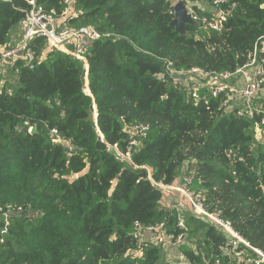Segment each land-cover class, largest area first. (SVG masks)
<instances>
[{"label":"trees","instance_id":"obj_1","mask_svg":"<svg viewBox=\"0 0 264 264\" xmlns=\"http://www.w3.org/2000/svg\"><path fill=\"white\" fill-rule=\"evenodd\" d=\"M75 1L70 25L84 20L102 34L88 71L51 51L35 69L17 63L15 82L0 87V264L226 263L227 236L189 212L185 239L169 252L150 232L135 236L137 222L182 232L156 184L191 173L208 208L264 250V143L254 149L261 116L239 118L224 105L228 91H210L212 78L247 65L256 48L264 59V0H229L222 31L188 25L185 35L171 25L172 0ZM38 3L58 16L65 9L63 0ZM30 10L26 0H0V47ZM30 47L41 56L46 41ZM193 68L204 75L174 84L172 72Z\"/></svg>","mask_w":264,"mask_h":264},{"label":"built area","instance_id":"obj_2","mask_svg":"<svg viewBox=\"0 0 264 264\" xmlns=\"http://www.w3.org/2000/svg\"><path fill=\"white\" fill-rule=\"evenodd\" d=\"M26 1L31 6V10L20 24L21 34L17 44L12 45V43H8L0 47V65L4 67L11 66L13 68L17 63L23 62L30 69H35L44 59L38 56L37 52L30 47V43L35 39L43 38L46 41V46H49L51 51L61 52L86 64V70L88 71L87 54L89 53V47L93 42L100 40L102 34L95 28H79L70 25V21L78 15L76 1L63 0L65 9L60 16L55 11H44L39 5L38 0ZM228 2L229 0H215L213 5L216 9L210 12L211 16H201L196 10H192V8L187 6L186 8L192 19L198 23V26L206 30L220 32L230 13L227 10L220 9V6L227 5ZM257 50L256 48L247 65L237 69L233 73L226 72L216 79L224 80L239 77L243 81L244 84L237 93L243 95L245 105L237 107L236 114L239 118L250 120L255 119L257 115L261 116L260 125L257 127L256 133H258L259 129L263 131L261 143H264V111L263 108L259 110L253 103L254 97L264 92V59L259 60ZM18 72L17 70L16 73ZM175 74H178L180 78L185 75L184 78L189 79V77L204 75V72L199 68H193L187 73L172 72L174 84L176 85L180 78H175ZM205 75L207 76L208 74ZM210 91L214 97L228 91L224 105L230 104L233 106V103H231L233 99L230 94L235 92L234 88L227 85H220L218 87L211 85ZM138 129L140 135L144 136L148 127L141 125ZM29 131L33 132L34 129L30 127ZM53 132L56 134V141L63 143L64 141L57 134V131ZM131 144L138 147L141 143L134 140ZM228 154L230 157L235 156L232 150ZM193 182L194 174L191 173V175L184 177L182 182L177 185L175 183L168 186L162 183L156 184L162 192L161 206L164 209H172L180 213L178 228L182 232L178 236L167 234L164 223L155 224L144 229L137 222L134 228L136 238L142 240L145 232H150L154 235L153 241L164 249L179 246L183 243L185 233L188 230L183 213L189 212L199 219L208 221L227 236L228 242L219 248L227 258V262L222 263L220 256H217L211 264H264V250L254 247L245 239L234 228L232 221L222 216V211L219 208L211 211L206 205L204 192L192 189ZM167 198H170L171 202L165 203ZM174 199L176 200L174 201Z\"/></svg>","mask_w":264,"mask_h":264},{"label":"rangeland","instance_id":"obj_3","mask_svg":"<svg viewBox=\"0 0 264 264\" xmlns=\"http://www.w3.org/2000/svg\"><path fill=\"white\" fill-rule=\"evenodd\" d=\"M172 3H173V7L178 4V3H184L185 6L187 7H190L192 8V10H196L197 9H200L202 12H206V13H209V12H212L213 11V8L212 6L203 1V0H200V1H194V0H172ZM74 13V12H73ZM211 16V13L210 15ZM84 20H81L80 23L81 24H84L86 26H75V27H91V24H86V23H83ZM21 34V30L20 28L18 29H15L13 31V34L11 36V39H10V42L9 43H12V45H16L17 42H18V38ZM51 52V49L49 48V46L45 47L44 49V52L43 54L41 55V57L45 60L46 56L48 53ZM193 79H197L195 76L192 77ZM190 79V77H189ZM212 81V85L214 87H218L220 85H227L229 87H232L234 88L235 92L233 94H230L232 96V102L233 103V107H243L245 105V99L243 97L242 94L240 93H237L240 91V89L242 88L243 86V81L239 78V77H235V78H229V79H215V78H212L210 80V82ZM7 82L9 83H14L15 82V72H13V68L11 66H8V67H4L3 65H0V87H2L3 85H5ZM253 103L256 105V107L260 110V109H264V92H261L259 93L256 97H254L253 99ZM259 129V128H258ZM262 133L263 131L261 129H259L258 133L255 134V146H254V149L257 148L256 144H259L261 143V140H262ZM168 202H171V199L170 198H167L166 199V202L165 203H168ZM173 202V201H172ZM11 212H13V210H10ZM172 248V247H171ZM165 249V252H169L170 249ZM174 259L176 258H179L177 257L176 255L174 254H171L169 253ZM180 260V259H177V261Z\"/></svg>","mask_w":264,"mask_h":264},{"label":"water","instance_id":"obj_4","mask_svg":"<svg viewBox=\"0 0 264 264\" xmlns=\"http://www.w3.org/2000/svg\"><path fill=\"white\" fill-rule=\"evenodd\" d=\"M173 13L175 15V19L171 23L173 27L176 28V31L179 32L182 35L186 34V28L188 25L192 26H198V23L195 22L190 14L188 13V10L184 3H178L173 8ZM175 78L180 76L178 74L174 75ZM109 150L115 154L117 157H120L119 159L122 161H126L130 163V160L124 156H121L116 148L109 147Z\"/></svg>","mask_w":264,"mask_h":264},{"label":"crops","instance_id":"obj_5","mask_svg":"<svg viewBox=\"0 0 264 264\" xmlns=\"http://www.w3.org/2000/svg\"><path fill=\"white\" fill-rule=\"evenodd\" d=\"M174 183L177 185V184H179V183H180V181H179V180H177V181H175ZM175 200H176V199H174V201H175Z\"/></svg>","mask_w":264,"mask_h":264}]
</instances>
